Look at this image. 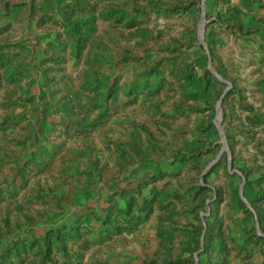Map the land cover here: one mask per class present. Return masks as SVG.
Wrapping results in <instances>:
<instances>
[{
  "label": "rangeland",
  "instance_id": "obj_1",
  "mask_svg": "<svg viewBox=\"0 0 264 264\" xmlns=\"http://www.w3.org/2000/svg\"><path fill=\"white\" fill-rule=\"evenodd\" d=\"M0 264H264V0H0Z\"/></svg>",
  "mask_w": 264,
  "mask_h": 264
},
{
  "label": "water",
  "instance_id": "obj_2",
  "mask_svg": "<svg viewBox=\"0 0 264 264\" xmlns=\"http://www.w3.org/2000/svg\"><path fill=\"white\" fill-rule=\"evenodd\" d=\"M199 35H200V39H201V42H202V37H203V20L200 22V26H199ZM208 67H209V69L212 71V68H211V65H210L209 61H208ZM216 76H217L218 78L221 79V77H220L219 75L216 74ZM219 114H220V105H219V102H218V114H217V116H218ZM217 122H218V126H219V120H218ZM219 129H221L220 126H219ZM221 132H222V131H221ZM221 136H222V138H223V132L221 133ZM223 142H224V147H225V140H223Z\"/></svg>",
  "mask_w": 264,
  "mask_h": 264
},
{
  "label": "bare ground",
  "instance_id": "obj_3",
  "mask_svg": "<svg viewBox=\"0 0 264 264\" xmlns=\"http://www.w3.org/2000/svg\"><path fill=\"white\" fill-rule=\"evenodd\" d=\"M219 120V115L217 116V119H216V121H218ZM218 123V122H217ZM221 130V129H220ZM222 131V130H221ZM223 132V131H222ZM223 140H224V136H223Z\"/></svg>",
  "mask_w": 264,
  "mask_h": 264
}]
</instances>
